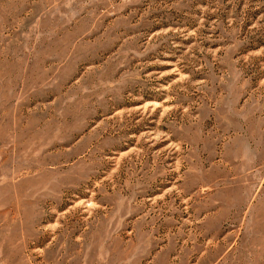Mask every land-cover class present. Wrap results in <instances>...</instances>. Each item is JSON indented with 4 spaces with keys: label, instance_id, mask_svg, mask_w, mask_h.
Returning <instances> with one entry per match:
<instances>
[{
    "label": "rangeland",
    "instance_id": "1",
    "mask_svg": "<svg viewBox=\"0 0 264 264\" xmlns=\"http://www.w3.org/2000/svg\"><path fill=\"white\" fill-rule=\"evenodd\" d=\"M0 264H264V0H0Z\"/></svg>",
    "mask_w": 264,
    "mask_h": 264
}]
</instances>
